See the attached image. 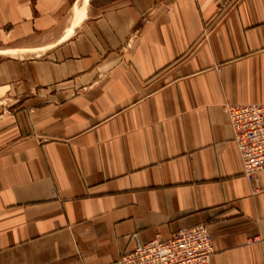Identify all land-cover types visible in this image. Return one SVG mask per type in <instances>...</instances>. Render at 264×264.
Listing matches in <instances>:
<instances>
[{
  "label": "crops",
  "instance_id": "obj_1",
  "mask_svg": "<svg viewBox=\"0 0 264 264\" xmlns=\"http://www.w3.org/2000/svg\"><path fill=\"white\" fill-rule=\"evenodd\" d=\"M229 103H264V0H0V264L201 223L212 264H264Z\"/></svg>",
  "mask_w": 264,
  "mask_h": 264
},
{
  "label": "built area",
  "instance_id": "obj_2",
  "mask_svg": "<svg viewBox=\"0 0 264 264\" xmlns=\"http://www.w3.org/2000/svg\"><path fill=\"white\" fill-rule=\"evenodd\" d=\"M234 141L244 175L257 180L264 170V103L228 104ZM117 264H212L213 239L205 223L180 229L166 240L140 241Z\"/></svg>",
  "mask_w": 264,
  "mask_h": 264
},
{
  "label": "rangeland",
  "instance_id": "obj_3",
  "mask_svg": "<svg viewBox=\"0 0 264 264\" xmlns=\"http://www.w3.org/2000/svg\"><path fill=\"white\" fill-rule=\"evenodd\" d=\"M230 104V103H229ZM228 105V104H227ZM227 105H226V110H227ZM227 113H228V110H227ZM229 115V114H228ZM230 120V119H229Z\"/></svg>",
  "mask_w": 264,
  "mask_h": 264
}]
</instances>
